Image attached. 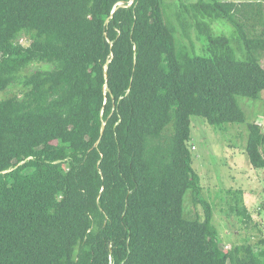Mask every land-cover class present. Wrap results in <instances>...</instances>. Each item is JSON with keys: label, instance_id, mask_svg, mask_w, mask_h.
Wrapping results in <instances>:
<instances>
[{"label": "trees", "instance_id": "trees-1", "mask_svg": "<svg viewBox=\"0 0 264 264\" xmlns=\"http://www.w3.org/2000/svg\"><path fill=\"white\" fill-rule=\"evenodd\" d=\"M183 4L203 54L178 52L164 0H0V264H264V236L221 247L189 144L193 117L242 124L236 97H262L264 0Z\"/></svg>", "mask_w": 264, "mask_h": 264}, {"label": "rangeland", "instance_id": "rangeland-1", "mask_svg": "<svg viewBox=\"0 0 264 264\" xmlns=\"http://www.w3.org/2000/svg\"><path fill=\"white\" fill-rule=\"evenodd\" d=\"M196 0H164L163 15L167 25L175 27L177 50L179 53L203 54V41L197 35L196 29L183 30L187 14L180 16L183 3H193ZM222 2L256 3L260 0H219ZM263 5V4H262ZM248 16L256 12L251 7L243 8ZM264 17V6L261 8ZM183 21V22H182ZM251 24L254 20H249ZM213 31L218 35L231 37L235 31L233 26L225 21L215 22ZM204 40V39H203ZM183 49H181V48ZM197 50V53L192 48ZM264 68V56L261 59ZM17 87L4 93L6 98L11 93H17ZM11 92V93H10ZM237 102L246 116L242 124H227L216 128L200 117L192 118V137L190 146L193 154V167L201 178L202 196L213 205V224L219 230L221 247L228 249L233 245L255 244L264 236V169H255L247 156L248 124L257 123L264 128V92L258 100L237 96ZM229 191L232 192L229 194ZM236 192L243 193L244 204L250 219L244 220L236 212L230 210L234 204ZM192 193L185 196V210L189 216L203 217L204 210L200 205L191 203ZM231 203V204H230Z\"/></svg>", "mask_w": 264, "mask_h": 264}, {"label": "water", "instance_id": "water-1", "mask_svg": "<svg viewBox=\"0 0 264 264\" xmlns=\"http://www.w3.org/2000/svg\"><path fill=\"white\" fill-rule=\"evenodd\" d=\"M132 4V2L129 4V6ZM120 6H123V4H121Z\"/></svg>", "mask_w": 264, "mask_h": 264}, {"label": "crops", "instance_id": "crops-1", "mask_svg": "<svg viewBox=\"0 0 264 264\" xmlns=\"http://www.w3.org/2000/svg\"><path fill=\"white\" fill-rule=\"evenodd\" d=\"M258 2V1H257ZM237 3V2H236Z\"/></svg>", "mask_w": 264, "mask_h": 264}]
</instances>
